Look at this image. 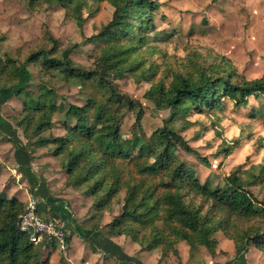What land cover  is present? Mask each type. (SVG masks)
I'll list each match as a JSON object with an SVG mask.
<instances>
[{"label":"rangeland","instance_id":"374dc122","mask_svg":"<svg viewBox=\"0 0 264 264\" xmlns=\"http://www.w3.org/2000/svg\"><path fill=\"white\" fill-rule=\"evenodd\" d=\"M151 1L156 7L150 14L145 40L119 37L111 41L97 37L112 19L115 7L110 0H82L79 8L47 7L30 0H0V32L5 34L0 54L23 45L22 59L40 44L49 48L44 36L48 32L57 41L58 52L66 50L75 64L92 68L101 53L117 42L127 49L119 56L117 72L110 78L142 108L139 121L135 109L123 111L121 118V137L134 140L132 161L143 154L142 135L149 137L166 124L192 148L186 151L175 147L174 157L201 182L223 185L224 177L235 173L241 185L262 199L264 96H249L245 104L239 105L222 97L219 107L177 116L168 108L156 107L144 94L159 83L168 88L175 74L196 78L205 72L217 77L232 68L236 75L247 79L264 74V0ZM132 24L136 32L137 22L133 20ZM28 69L31 78L27 87L36 92L43 78L54 86L59 107L52 123L32 134L31 126L19 124L22 106L16 96L0 95V191L7 197H17L24 205L33 196L42 217L54 218L64 225L70 240L67 255L58 248L43 249L39 243L35 250L41 258L50 259L48 254L52 253L50 264H264V251L255 245L237 256L234 241L222 231L213 235L216 240L213 252L179 240L174 247L176 252L170 249L166 255L160 249L144 250L125 235L107 236V223L121 212L127 187L121 186L108 204L99 207L95 198L85 193L86 186L67 182L61 160L53 154V145L37 144L41 136L50 138L65 133L62 120L69 104H85L88 98H97L102 90L90 81L79 84L67 80L63 74H42L37 65L29 64ZM228 146L230 153L225 154L222 148ZM132 161H117L123 184L143 180L147 185L157 180L155 176L137 173ZM91 242L95 248L107 251L93 249Z\"/></svg>","mask_w":264,"mask_h":264},{"label":"trees","instance_id":"16d2710c","mask_svg":"<svg viewBox=\"0 0 264 264\" xmlns=\"http://www.w3.org/2000/svg\"><path fill=\"white\" fill-rule=\"evenodd\" d=\"M110 1L115 7L112 19L97 37L111 41L119 37L129 41L133 38L145 40L151 24L150 14L156 4L151 0ZM30 2L47 7L75 5L79 8L82 0ZM133 20L137 22L136 32ZM44 36L50 43L49 48L40 44L38 49L29 51L22 59L23 45L0 54V95L16 96L22 106L19 124L25 128L31 126L30 133L36 134L52 123V116L59 106L54 86L43 78L36 92L27 87L31 78L29 64L39 66L42 74H63L67 80L79 84L90 81L102 90L97 98L90 97L85 104H69L62 120L65 133L50 138L41 136L37 144L53 145V154L60 158L67 182L86 186L85 193L93 196L99 207L108 204L121 186L127 187L121 212L107 223V236L125 235L144 250L160 249L162 255H166L170 249L176 252L174 247L179 240L204 246L213 252L216 242L213 235L222 231L234 241L237 256L246 253L250 245L264 251V195L262 199L256 198L240 184L235 173L226 175L223 185L211 186L208 180L201 182L173 155V149L178 146L192 151L179 132L165 124L156 128L149 137L142 135L143 154L140 159L132 161L134 140L133 137H121V118L123 111L135 109L139 121L142 108L121 92L110 78L117 72L118 58L126 53L127 48L113 43L101 53L96 65L84 68L70 60L66 50L58 52L57 41L48 32ZM4 40L5 34L0 32V47ZM223 71L217 77L208 76L205 72L196 78L175 74L168 88L159 83L144 95L156 107L168 108L177 116L191 111L200 113L205 107H219L222 97L239 105L245 104L249 96H264V74L247 79L236 75L233 68L228 69V73L226 69ZM232 77L236 80L233 81ZM22 149L28 152L25 145ZM230 150L229 146L222 148L225 154ZM126 159L132 161L137 173L155 176L157 180L147 185L143 180L123 184L116 164L118 160ZM24 210L21 200L15 196L7 197L0 191V264H50L48 257L43 259L39 256L35 250L37 244L30 235L18 227L19 216ZM88 231L93 232L91 229ZM85 235L81 238L87 237ZM90 247L107 251V248H95L92 242Z\"/></svg>","mask_w":264,"mask_h":264},{"label":"built area","instance_id":"2783aa9c","mask_svg":"<svg viewBox=\"0 0 264 264\" xmlns=\"http://www.w3.org/2000/svg\"><path fill=\"white\" fill-rule=\"evenodd\" d=\"M18 227L28 233L35 244L42 243L51 248H58L64 256L67 255L68 233L64 225L54 218L42 217L33 196L28 199L24 212L19 216Z\"/></svg>","mask_w":264,"mask_h":264},{"label":"crops","instance_id":"0c3cea01","mask_svg":"<svg viewBox=\"0 0 264 264\" xmlns=\"http://www.w3.org/2000/svg\"><path fill=\"white\" fill-rule=\"evenodd\" d=\"M264 7V6H263ZM262 7V8H263ZM264 9V8H263ZM264 11V10H263ZM46 202V201H45ZM47 203V202H46ZM70 246V245H69ZM41 247L43 248V249H47V250H49V251H51L52 249L50 248V247H48L47 245H41ZM47 247V248H46ZM52 254V253H51ZM51 254H48V256L50 257V259H49V262L51 263V261H52V259H51V257H52V255Z\"/></svg>","mask_w":264,"mask_h":264}]
</instances>
